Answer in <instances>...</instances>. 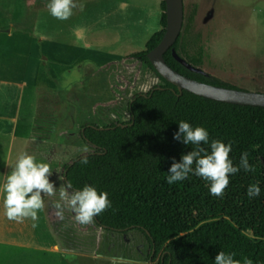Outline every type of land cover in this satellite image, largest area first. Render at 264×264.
Masks as SVG:
<instances>
[{"label":"rangeland","instance_id":"obj_1","mask_svg":"<svg viewBox=\"0 0 264 264\" xmlns=\"http://www.w3.org/2000/svg\"><path fill=\"white\" fill-rule=\"evenodd\" d=\"M161 1L73 0L72 15L59 20L50 15L49 0H0V40L7 39L3 32L11 27L14 34L11 40L14 46L5 48L6 51L21 50L19 45L28 41L32 51L30 81L35 82L40 73L37 118L25 154L47 163L52 170L49 179L57 190L54 195L45 196L44 203L60 201L58 188L64 186L65 167L93 152L83 141L84 126L103 128L129 123L132 99L163 85L135 58L162 31ZM184 3L185 20L193 16L185 42L194 45L191 54L198 47L203 48L200 68L238 89L264 93V0H184ZM3 48L0 47V78L7 79L4 66L19 63L8 61L1 54ZM55 55L58 57L52 61ZM45 57L51 60L46 61ZM5 89L0 84V99ZM118 97L122 99L116 102ZM2 103L6 109L3 97ZM9 150L10 142L0 138V182L16 164L13 165L16 152ZM70 211L68 217L76 223ZM2 216L3 211L0 219ZM42 222L43 209L38 212L35 227L30 218L17 222L3 217L0 235L20 230L29 243L49 246L50 233L42 230ZM22 225L32 235L25 233ZM34 231L46 235L35 236ZM79 231L76 228L77 237L72 240L77 253L71 252L70 257L76 264L151 263L149 243L139 231L128 234L103 231L98 241L97 231L88 235ZM247 235L257 239L254 231H248ZM62 242L65 243L63 239ZM98 248L103 258L97 256ZM160 257L153 264H158Z\"/></svg>","mask_w":264,"mask_h":264},{"label":"trees","instance_id":"obj_2","mask_svg":"<svg viewBox=\"0 0 264 264\" xmlns=\"http://www.w3.org/2000/svg\"><path fill=\"white\" fill-rule=\"evenodd\" d=\"M161 10L162 31L135 58L163 85L132 99L131 120L123 124L127 127L84 126L83 141L93 152L65 167L64 185L71 182L70 191L87 184L106 192L111 208L94 217L95 225L117 234L139 231L149 243L152 262L161 256L158 264H214L215 255L224 251L234 253L241 264L245 257L252 264H264V108L220 103L186 91L180 94L161 78L148 58L166 32L164 0ZM192 20L193 16L184 19L172 49L200 68L203 48L191 54L194 45L185 42ZM172 49L164 59L174 71L204 84L238 89L209 74L191 72L175 60ZM181 120L206 128L210 140L230 143L229 158L234 165L246 152L253 171L241 169L230 175L222 197L209 195L207 183L192 174L184 181L167 184L173 159L179 161L192 147L173 139ZM202 147L208 150L207 145ZM85 157L88 163L82 164ZM257 182L261 194L249 199L246 189ZM248 231H254L257 239L250 238Z\"/></svg>","mask_w":264,"mask_h":264},{"label":"clouds","instance_id":"obj_3","mask_svg":"<svg viewBox=\"0 0 264 264\" xmlns=\"http://www.w3.org/2000/svg\"><path fill=\"white\" fill-rule=\"evenodd\" d=\"M47 7L52 17L66 20L72 15L75 4L73 0H49ZM177 124L178 129L173 134V139L192 147L190 151L181 155L179 161L173 159L167 171V184L174 185L192 174L207 183L209 195L222 197L229 184L230 175L237 174L241 169L245 172L253 171L246 152L241 153L238 165H234L229 158L232 148L230 143L210 140L208 130L202 126H193L184 120ZM202 145H207L208 150ZM81 163L87 164V158H83ZM51 175L52 170L47 163L37 162L32 155L21 154L11 173L0 182V197H2L0 208L3 215L17 222L30 218L35 227L38 212L44 207L43 198L54 195L57 190L54 182L49 179ZM58 189L60 201L63 202V205L56 204V215L60 218H63V209L67 208L74 213V220L77 223L87 225L94 217L111 208L108 194L103 191L98 192L94 186L86 184L79 190L70 191L72 184L68 182ZM246 194L249 199L260 196L259 182L250 184ZM234 255L219 251L215 255L214 264H241V261L234 259ZM242 264H252V261L245 257Z\"/></svg>","mask_w":264,"mask_h":264},{"label":"crops","instance_id":"obj_4","mask_svg":"<svg viewBox=\"0 0 264 264\" xmlns=\"http://www.w3.org/2000/svg\"><path fill=\"white\" fill-rule=\"evenodd\" d=\"M3 33L6 34L7 39L0 40V47H4L1 54L9 58L8 61L19 63V66H4L8 74L7 79H4L6 77L0 78V84L6 87L5 92L1 93L0 99V138L10 142V153L12 149L16 152L14 165L18 157L21 154H25L26 149L32 142L37 118V79L40 77V73H37L35 82L30 81L29 68L32 51L29 47V42L27 41L25 45L24 42L19 45V48H22L21 50L7 52L5 48L9 49L14 46L11 41L14 36L12 27ZM41 42L44 41L41 40ZM25 48H27L26 51ZM57 57V55H55V58L53 56L52 61H55ZM49 59L45 57L44 60L48 61ZM2 97L3 100H6V109L3 106ZM121 99V97H118L116 102L121 101ZM54 200L56 202L47 201L43 207L44 223L42 222V230L50 233L49 246L44 243H29L26 241L24 233L20 230H15V233L11 231L8 234H2L0 235V264H76L77 262L70 258L73 255L71 252H76V246L72 242L77 237L74 234L76 228L80 230L81 235H88L89 232L97 231L98 236L96 239L97 241L99 240L102 232L105 231L104 229L97 227L94 221L87 225L74 223L68 217V209H63V218L58 217L56 215V204L60 203L63 205V202ZM0 203H2V197H0ZM0 215H2V208H0ZM3 217L5 220H9L5 216H2L0 220H3ZM21 227L26 231L25 233L32 235L25 229V225ZM38 233L44 234L42 236L46 235L45 232L40 231H34L33 235L36 236ZM62 239L65 243L62 242ZM87 245L89 248L93 247L89 246L90 244ZM97 256L103 258L99 248Z\"/></svg>","mask_w":264,"mask_h":264},{"label":"water","instance_id":"obj_5","mask_svg":"<svg viewBox=\"0 0 264 264\" xmlns=\"http://www.w3.org/2000/svg\"><path fill=\"white\" fill-rule=\"evenodd\" d=\"M164 1L167 15L166 32L158 46L148 54V58L157 74L174 85L180 94L186 91L198 97L220 103L264 108V93L204 84L179 74L167 65L164 55L173 48L182 33L185 19V3L184 0ZM172 54L177 62L191 72L206 74L201 68L194 67L181 58L174 49H172ZM120 126L127 127V125ZM64 179L66 180V176ZM150 261L152 263V259Z\"/></svg>","mask_w":264,"mask_h":264},{"label":"flooded vegetation","instance_id":"obj_6","mask_svg":"<svg viewBox=\"0 0 264 264\" xmlns=\"http://www.w3.org/2000/svg\"><path fill=\"white\" fill-rule=\"evenodd\" d=\"M120 125V124H119ZM151 260V259H150ZM150 264H153V262L152 263H150Z\"/></svg>","mask_w":264,"mask_h":264}]
</instances>
